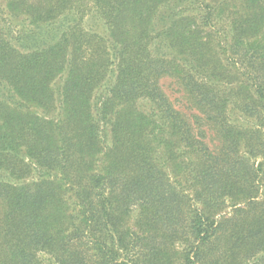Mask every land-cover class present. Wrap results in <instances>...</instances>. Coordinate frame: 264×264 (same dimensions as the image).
<instances>
[{
	"label": "trees",
	"instance_id": "1",
	"mask_svg": "<svg viewBox=\"0 0 264 264\" xmlns=\"http://www.w3.org/2000/svg\"><path fill=\"white\" fill-rule=\"evenodd\" d=\"M1 171L0 264H264V0H0Z\"/></svg>",
	"mask_w": 264,
	"mask_h": 264
},
{
	"label": "rangeland",
	"instance_id": "2",
	"mask_svg": "<svg viewBox=\"0 0 264 264\" xmlns=\"http://www.w3.org/2000/svg\"><path fill=\"white\" fill-rule=\"evenodd\" d=\"M164 89L166 90V92L168 93V95L170 96L171 100L174 102V105L183 111L186 112H192L189 108L188 105L185 106L184 104V100L182 99L181 92L179 90H177V85L172 82V80L170 78H165L162 81ZM0 179H4V180H10V181H14V179H12L8 173L1 171L0 172Z\"/></svg>",
	"mask_w": 264,
	"mask_h": 264
}]
</instances>
